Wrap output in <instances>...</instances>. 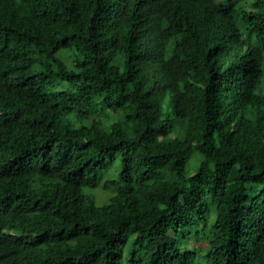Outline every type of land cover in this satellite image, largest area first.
<instances>
[{
    "label": "trees",
    "instance_id": "obj_1",
    "mask_svg": "<svg viewBox=\"0 0 264 264\" xmlns=\"http://www.w3.org/2000/svg\"><path fill=\"white\" fill-rule=\"evenodd\" d=\"M0 264H264V0H0Z\"/></svg>",
    "mask_w": 264,
    "mask_h": 264
},
{
    "label": "rangeland",
    "instance_id": "obj_2",
    "mask_svg": "<svg viewBox=\"0 0 264 264\" xmlns=\"http://www.w3.org/2000/svg\"><path fill=\"white\" fill-rule=\"evenodd\" d=\"M117 162H119V157L116 158V162L113 163V166H116V165H117ZM187 168H188V170H192V165L189 164V166H188ZM96 191H99V190H96ZM96 194H97L98 196H100V195L103 196V197H102V198H103V201H101V202L99 201L100 203H102V202L105 201L106 197H104V194H102V193H100V192H96ZM194 242H195V240L191 238V239H189V242H188L187 245H188L189 247H192V246H194Z\"/></svg>",
    "mask_w": 264,
    "mask_h": 264
}]
</instances>
